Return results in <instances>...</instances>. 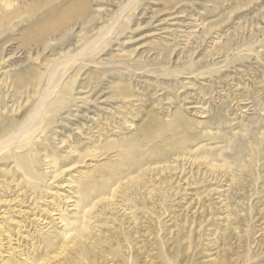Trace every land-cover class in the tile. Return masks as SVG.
Returning <instances> with one entry per match:
<instances>
[{
	"label": "bare ground",
	"instance_id": "6f19581e",
	"mask_svg": "<svg viewBox=\"0 0 264 264\" xmlns=\"http://www.w3.org/2000/svg\"><path fill=\"white\" fill-rule=\"evenodd\" d=\"M111 1L117 9L106 14L94 8L91 0H63L47 8L43 21L40 19L42 23L20 32L27 47L25 61L19 65L10 64V55H6L9 38L0 45V264H182L179 259L187 255L183 233L191 217L182 212L172 214L178 204L171 197H177L183 190V185L177 182L215 180L218 185L229 182L228 188L222 190L226 202L224 199L218 202L227 213L225 228L218 233L221 236L234 230L237 234L243 232L236 230L242 219L239 214L247 211L244 221L254 210L251 200L245 198L249 200L255 193L263 192L259 183L264 168L260 164L264 159V136L263 132H253L255 125L233 131L217 149L200 144L205 133L201 125L219 123V113L201 120L189 118L181 107L174 111L168 107L166 119L154 108H146L140 122H132L125 128L131 133L116 138L110 134L124 129L114 127L109 120L117 112L124 113L125 102L114 111L101 107L107 118L97 126L86 125L85 130L79 124L75 126L76 135H80L78 144L92 142L83 151L63 137L70 133L66 134L59 124L79 115V103L92 101L86 95L81 96L96 77L86 69L80 74L85 66L109 64L133 73L143 69L145 58L130 56L134 51L123 57L99 55L116 39L115 34L121 35L129 28L131 13L139 8L141 0ZM52 2L43 1L42 8ZM28 6V0H0V32L7 33L14 21L22 20ZM32 6L37 7L33 3ZM37 8L33 11L29 6V13ZM245 50L247 53L251 48L244 46L239 53ZM95 55L99 56L98 61ZM187 62L190 68L197 63ZM168 67L159 70L171 69ZM199 69V74L207 70ZM82 75L84 80L80 83ZM126 79L119 76L102 88L93 101L102 98L103 92L109 94L103 99L105 102L119 95L133 100L135 86ZM85 112L83 119L89 114ZM222 136L225 138V134ZM67 161L70 164L63 166ZM3 162H8V166H1ZM239 187L244 188L240 190L246 196L242 200L231 197V193H241ZM249 187L248 193L253 191L247 195L245 188ZM38 205L44 206L43 211L36 210ZM11 206L18 219L11 216ZM139 209L145 214L141 216ZM169 216L172 227H178L177 232H169L171 226L165 225ZM248 225L240 235L243 239L249 238ZM143 231L156 234L149 237L151 234ZM187 237L186 249H190L195 240L191 232ZM190 251L187 250L189 254ZM254 254H246L249 262L246 264H261L253 263Z\"/></svg>",
	"mask_w": 264,
	"mask_h": 264
},
{
	"label": "rangeland",
	"instance_id": "374dc122",
	"mask_svg": "<svg viewBox=\"0 0 264 264\" xmlns=\"http://www.w3.org/2000/svg\"><path fill=\"white\" fill-rule=\"evenodd\" d=\"M28 1L31 9L33 8L32 3L39 9L37 7L33 8L34 10L37 8L38 10L31 14L29 13L28 6V9L24 11L25 13H22V20L19 19L21 21H14L13 28L11 27V30L7 28L5 31L7 33H2L3 30L0 32V45L4 44L2 41L6 42L7 38L10 40V42L6 43V55L11 56H9V62L13 65H19L25 61V48L27 45L20 34L23 28L36 27L42 23L43 15L47 11V8L50 9L63 2V0H53L51 4L42 8L43 1L45 0H39L40 2L38 0ZM106 1L91 0V3L94 8L105 11V14L107 11L117 9L112 1ZM263 5L264 0L139 1V8L136 11H131V16L133 17L130 18V23L128 22L129 28L121 35L115 34L114 38L116 39L111 41L108 46L106 45V49L99 55L101 57L104 55L106 57H110V55L112 57H118V55L123 57L126 56L125 54L134 51L130 56H142L145 58L143 69H140V73H133L124 68H114L109 64L104 65L99 63L97 64L98 66L96 64L85 66L80 74H83L86 69L87 72L93 71L94 73L91 74H94L96 77L90 82L88 88L84 89V93L81 96L86 95L92 101L90 103H79V115L76 117L71 116L65 123L59 124L60 128H65L66 134L70 133L69 135L64 134L63 137L70 143L77 144L78 148L83 151L84 148L92 145V142L84 141V144H78L76 141L80 135H76L78 133L75 131V126L79 124L80 126H77L84 130L87 127L97 126L98 122H103L107 118L106 111H104L105 108L108 107L110 111H114L117 105H121V103L125 104V102L127 103V108L124 109V113L117 112V114H114L112 120H109L114 127L119 126L124 129H120L118 133L110 134L116 138L129 135L131 131L125 128L128 125L130 126L132 122H140V119L145 116L146 108L151 107L159 111L163 117H166L169 113L168 107L169 110L171 109L170 111L181 107L189 118L201 120L207 119L206 115L211 116L219 113V118L221 119L219 123L214 124L213 121L201 125V130L205 131V133L202 139H200V144L213 150L225 144L228 136L232 135L233 131H241L247 125H255L257 128H254L253 132L259 134L263 132L264 136ZM27 18H30L31 22ZM16 32L19 34H16ZM244 46H249L251 50L247 53L246 50L245 53H239ZM169 53V57L166 58V55ZM97 59L99 60L100 58L95 55V60ZM188 59L197 62L193 68L187 66L189 63L187 62L189 61ZM9 65H6V69L9 68ZM166 66H169L168 68L171 69L159 70V68H165ZM202 67L207 68V70L199 74L201 72L199 68ZM173 69L178 71L173 72ZM194 69H199V71L195 70L192 73ZM119 76L122 78L126 77L128 82L134 84L135 87L133 88L134 92L132 95L135 94L136 98L128 101V99L121 98L122 95L118 94L119 98H108L105 102L103 99L108 97L109 94H107L108 92H103V97L94 102L93 99L99 95V91L117 81ZM83 77L82 75V78H79L80 83L84 80ZM92 83L93 85H91ZM86 109L89 114L85 112ZM83 112L88 114L87 119L82 118V115H85ZM98 112H100L99 115L97 114ZM91 117L94 118L91 119ZM124 120L130 124H127V126L126 123L122 125V121ZM122 131L124 133H121ZM222 134H225V138ZM48 152L51 153L52 151L49 150ZM261 162V167H263L264 159ZM8 164V162H3L1 166L7 167ZM68 164H70V161L62 165ZM263 171L264 168L261 169V172L264 174ZM263 174L261 180L264 181ZM261 180L259 188L264 192V182L262 183ZM228 183L225 181L224 183L220 182L219 186L215 180L199 183H194L191 180V184H186L185 180L177 182V184L183 185V190L181 191L183 193L180 192L177 197L172 195V200L176 199L175 201L178 204V207H176L175 212L172 214L177 215L182 212L183 215L184 213H188L191 217L189 222H187L188 224L186 223L185 232L183 233L186 238L184 241L187 244L183 248L187 255H182L179 259V262L182 264H246L249 263L246 261V254L249 253L251 255L255 253L252 257L253 263L259 262L264 264V193L262 191L249 197V200L245 198V201L251 200L255 208L253 207L252 215H248V219H251L250 221L248 219L242 221L247 211L242 210L241 213L239 212L241 215L238 213L240 217L242 216V222L240 221L236 225L238 227L236 230L238 232L243 231L242 233L240 232L241 234H237L235 230L233 231L235 233L228 232L223 236L218 234L223 232L226 223V212L223 208H220L221 204L218 202L223 199L226 202V195H222V192L228 188ZM218 189L221 191L219 192ZM240 189L243 190L244 188L239 187V192L241 191ZM247 190H250V187L245 188L247 195L253 191L251 190L248 193ZM171 191L175 194L173 189ZM182 194L184 197H181ZM231 197L242 200L246 196L241 191V193H231ZM231 201L234 202V199ZM43 202L45 200L40 201L39 204L43 205ZM38 207L36 210L42 209L43 211L44 206ZM10 209L13 211L12 206ZM141 211L142 209H139L142 216L145 213ZM16 215L17 213L13 211L11 216H14V219H18ZM167 215L164 214L163 216ZM171 216L167 217L168 220ZM167 218L164 220H167ZM182 218L179 217V220H182ZM165 225L171 226L169 232H177L178 230L177 226L172 227V220H169ZM182 225H184V222L181 223ZM247 225L250 226L251 232L249 238L243 239L240 235H243L244 231L247 230L248 227H245ZM190 232L193 234L195 242L193 241L194 245L192 244L190 249H186L189 247L187 236ZM143 233H150L149 237H153L156 234L155 231L152 233L143 231ZM196 235H198L197 238ZM240 238L244 242H241ZM246 243L249 248L246 246ZM192 247L193 249H191ZM187 250H191L190 254ZM222 257L225 261L222 260ZM221 260L224 262H221Z\"/></svg>",
	"mask_w": 264,
	"mask_h": 264
}]
</instances>
